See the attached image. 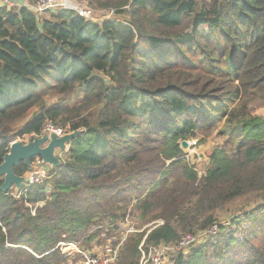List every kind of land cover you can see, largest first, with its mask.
<instances>
[{
	"label": "trees",
	"instance_id": "trees-1",
	"mask_svg": "<svg viewBox=\"0 0 264 264\" xmlns=\"http://www.w3.org/2000/svg\"><path fill=\"white\" fill-rule=\"evenodd\" d=\"M85 1L113 16L0 6V164L16 137L82 131L47 183L0 192V264H67L60 243L85 252L132 210L154 224L124 238L115 264L213 225L171 264H264V204L225 226L215 217L264 197V118L247 113L264 99V0ZM220 123L237 140L212 151L207 172L174 150Z\"/></svg>",
	"mask_w": 264,
	"mask_h": 264
},
{
	"label": "rangeland",
	"instance_id": "rangeland-1",
	"mask_svg": "<svg viewBox=\"0 0 264 264\" xmlns=\"http://www.w3.org/2000/svg\"><path fill=\"white\" fill-rule=\"evenodd\" d=\"M93 11L94 14L92 19H94V21L98 23L100 22V19L102 17L109 18L113 16L112 13H109L107 11H96L94 9ZM49 14L50 12L49 13L47 12L46 14H43L39 17L42 19L44 17L49 16ZM247 113L251 117L264 118V99L256 98L252 102H250L247 106ZM28 118H26L25 120H28ZM223 125L224 123L218 124V126L211 131L210 135L204 138L200 137L196 139H188L185 141L183 140L177 141L174 150L181 152L183 158L195 170L199 172H207L208 169H210V164H211L210 156L212 154V151L215 148L220 147L229 141H231L232 144L234 145V143L237 140V138L235 137L231 139L228 132L225 131ZM236 129L238 130V127H236ZM221 131H224L225 133L220 135ZM30 139H31L30 136H26L23 138L16 137L14 141L28 143L29 141H31ZM56 154L60 159L64 157V153L57 152ZM40 168L46 169L47 171L54 170L51 169V167L44 165L41 161H39V159L36 158L33 164L31 165V171ZM28 172L29 171H27L23 176H25ZM45 183H47V181ZM11 191H13L14 193V189H11ZM253 204H261V205L264 204V197H259L257 195L251 194L246 199H244V201L242 199L236 202L235 206L229 207L230 208L229 211H228L229 208H227L224 212H219L216 214L215 216L216 223H222L224 221H228V218H231V216L238 215L239 213L237 212H241L240 210L243 208L250 210L253 207L252 206ZM235 210L237 211L234 212ZM152 224H153L152 222L144 223V221L139 216V213L136 212L135 210L128 211L125 222L121 225L122 227L120 229V232L115 234L113 238L103 241L101 244H96V242L92 243L90 245L91 248H89L85 252H88L90 254L102 253L108 248H113L114 246H117L118 242L120 243L124 240V238L126 239V236H128V234L135 233V230L136 232H142L148 229L149 227H152ZM173 256L174 255L172 254H168L167 256L168 260L172 259ZM67 264H83L82 257L80 255H73L71 259L68 260Z\"/></svg>",
	"mask_w": 264,
	"mask_h": 264
},
{
	"label": "built area",
	"instance_id": "built-area-1",
	"mask_svg": "<svg viewBox=\"0 0 264 264\" xmlns=\"http://www.w3.org/2000/svg\"><path fill=\"white\" fill-rule=\"evenodd\" d=\"M24 5L25 8L33 12L38 17L46 14L47 12L54 13L58 11L71 12L83 19H91L94 14L93 9L88 6L85 0H36L32 4L25 2ZM0 6L13 7L17 6V4L12 0H0ZM44 131L46 133L53 132L57 137H62L67 134L61 129H53L50 125H47ZM44 131L42 133H45ZM24 177L26 180H28V183L24 185L22 191L19 194L14 193L15 195H23L26 193L29 186L40 185L49 179L48 171L43 168L32 170ZM155 224L158 226L162 225L163 222L157 221ZM219 224L225 226L228 225V221H224ZM217 232L218 225H213L211 228L205 231L184 234L179 238L178 242L172 245L161 244L159 246H150L146 249H143L142 242L138 247L140 251L139 264H171L172 260H168V254H187L191 248L205 243L210 238H214L217 235ZM122 242L118 243L117 246L108 248L99 254L82 252L74 243H60L59 246L61 252L67 257L72 255H80L82 257L83 264H114L118 259Z\"/></svg>",
	"mask_w": 264,
	"mask_h": 264
},
{
	"label": "water",
	"instance_id": "water-1",
	"mask_svg": "<svg viewBox=\"0 0 264 264\" xmlns=\"http://www.w3.org/2000/svg\"><path fill=\"white\" fill-rule=\"evenodd\" d=\"M15 3L18 8L25 7V0H15ZM81 133L82 131H75L57 137L55 133L49 132L42 133L28 143L12 142L0 164V192L7 193L14 189V193L19 194L24 185L28 183L24 176L14 174L13 168L20 162L29 172H31L30 160L33 158H39L44 165L51 167V169L60 167L62 162L56 153H66L68 145Z\"/></svg>",
	"mask_w": 264,
	"mask_h": 264
},
{
	"label": "crops",
	"instance_id": "crops-1",
	"mask_svg": "<svg viewBox=\"0 0 264 264\" xmlns=\"http://www.w3.org/2000/svg\"><path fill=\"white\" fill-rule=\"evenodd\" d=\"M13 2H15V0H12Z\"/></svg>",
	"mask_w": 264,
	"mask_h": 264
}]
</instances>
